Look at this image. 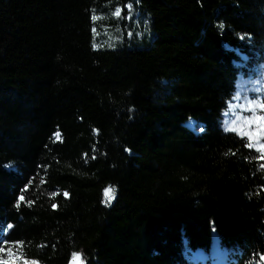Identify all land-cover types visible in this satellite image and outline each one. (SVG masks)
Returning a JSON list of instances; mask_svg holds the SVG:
<instances>
[{"label":"trees","instance_id":"1","mask_svg":"<svg viewBox=\"0 0 264 264\" xmlns=\"http://www.w3.org/2000/svg\"><path fill=\"white\" fill-rule=\"evenodd\" d=\"M261 63L264 0H0V256L190 264L215 230L264 264V159L222 126Z\"/></svg>","mask_w":264,"mask_h":264},{"label":"rangeland","instance_id":"2","mask_svg":"<svg viewBox=\"0 0 264 264\" xmlns=\"http://www.w3.org/2000/svg\"><path fill=\"white\" fill-rule=\"evenodd\" d=\"M152 37V34L150 35ZM149 41L137 44V47L148 46ZM98 35L94 32L93 46L99 48ZM108 47H115L108 43ZM255 75H240L237 81V90L229 101L222 114V126L225 130L234 131L245 136L251 146L258 150L264 159V63L255 64ZM195 132H201L195 121L186 123ZM12 168V166H9ZM185 250V255L190 264H226L227 254L225 248L219 246L216 231L212 234V243L208 249L197 248L192 251ZM0 264H39L28 260L18 253V248L13 246L2 252ZM80 260V259H79Z\"/></svg>","mask_w":264,"mask_h":264},{"label":"snow or ice","instance_id":"3","mask_svg":"<svg viewBox=\"0 0 264 264\" xmlns=\"http://www.w3.org/2000/svg\"><path fill=\"white\" fill-rule=\"evenodd\" d=\"M117 15H119V12L116 13ZM219 27L223 28V24L221 23L219 25ZM65 195H67V193H65ZM106 199H107V202L108 204H110L111 200L115 199V195H114V189L109 187L108 189L105 190V193H104ZM21 199H23V197L21 196ZM18 206V205H17Z\"/></svg>","mask_w":264,"mask_h":264},{"label":"water","instance_id":"4","mask_svg":"<svg viewBox=\"0 0 264 264\" xmlns=\"http://www.w3.org/2000/svg\"><path fill=\"white\" fill-rule=\"evenodd\" d=\"M68 264H82L79 258H73Z\"/></svg>","mask_w":264,"mask_h":264}]
</instances>
